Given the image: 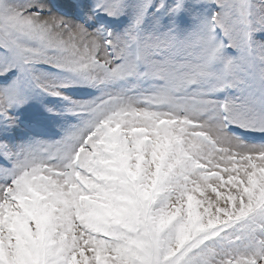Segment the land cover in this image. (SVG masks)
Listing matches in <instances>:
<instances>
[{
	"label": "snow or ice",
	"instance_id": "6c2138e0",
	"mask_svg": "<svg viewBox=\"0 0 264 264\" xmlns=\"http://www.w3.org/2000/svg\"><path fill=\"white\" fill-rule=\"evenodd\" d=\"M0 264H264V0H0Z\"/></svg>",
	"mask_w": 264,
	"mask_h": 264
}]
</instances>
